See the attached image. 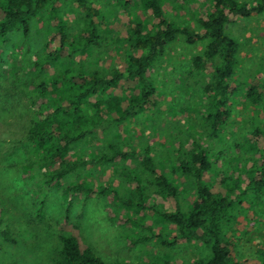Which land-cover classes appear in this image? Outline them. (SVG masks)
<instances>
[{
	"label": "rangeland",
	"instance_id": "obj_1",
	"mask_svg": "<svg viewBox=\"0 0 264 264\" xmlns=\"http://www.w3.org/2000/svg\"><path fill=\"white\" fill-rule=\"evenodd\" d=\"M88 1L100 12V47L87 48L81 57L75 55L70 63L64 61L67 57L65 49L43 72L35 71L31 62L59 44L56 19L42 13L32 20L28 36L12 33L9 42L0 49V225L8 226L14 238V242H7L0 236V264H52L51 259L59 247L58 232L74 233L83 246L90 247L105 262L137 264L146 255L189 263L208 250L195 241H180L173 246L155 243V250H149L146 244L132 243L131 239L121 235L125 227L119 219L126 220L129 215L140 216L145 209L125 208L117 199L113 202L112 195L103 197L92 193L83 199L81 194L70 197L62 194L64 185L80 180L95 186L114 185L120 197L129 198L136 185L135 171L129 170L136 169L135 162L117 159L93 166L86 164L58 184L47 186L43 184L40 168L34 162L36 155L30 151V146L26 147V143L18 142L26 130L25 121L30 114L33 91L23 82L48 80L56 70L53 66L60 68L67 64L73 69L100 67L104 72L112 67L122 69L128 53L124 37L130 23L140 21L150 27L155 21L141 0H127L125 5L117 0ZM207 4V0H162V9L169 20L199 29L196 18L204 14ZM58 5L64 34L68 40L80 39L83 35L82 10L70 0ZM225 26L226 33L240 44L234 76L236 81L231 84L238 89L230 97V115L218 137H208L201 124L198 111L205 106L200 87L203 78L188 75L191 58L201 53L203 42L179 39L166 47L150 69L156 88L154 103L119 125L106 120L102 125L109 126L97 134L95 140L79 142L68 158L90 159L93 154L109 153V142L113 140L115 143L116 139L119 145H114L121 148L138 151L148 147L156 168L179 186L178 202L185 208L194 198V192L183 177L177 176L175 182L171 180L173 165L177 164L174 151L179 144L183 149H192L194 141L206 147L213 166L212 173L206 174L205 179L212 183V189L224 192L232 186L237 189L235 193L240 192L232 213V222H235L233 259L236 262H255V249L264 238V186L256 188L254 182L250 185L248 182L251 174H255V180L262 179L261 175H264V107L261 109L246 100L245 86L239 82L246 80L264 84V13L248 18H230ZM115 92L119 94L120 89ZM253 126L261 128L263 133L260 142L252 144L249 149V143L243 144L242 137ZM222 178L225 179L224 188L221 187ZM154 196L147 194L146 199L157 207L173 208L171 197L163 200ZM35 201H43L45 217L42 220L32 218ZM68 201L71 202L70 212L68 218L63 219ZM145 219L147 216L143 220L140 218L143 222Z\"/></svg>",
	"mask_w": 264,
	"mask_h": 264
},
{
	"label": "trees",
	"instance_id": "obj_2",
	"mask_svg": "<svg viewBox=\"0 0 264 264\" xmlns=\"http://www.w3.org/2000/svg\"><path fill=\"white\" fill-rule=\"evenodd\" d=\"M63 1L65 0H0V49L9 42L12 33L28 36L32 20L42 13L56 19L55 27L60 32L59 44L31 62L35 71L43 72L65 49L67 57L64 61L70 63L75 55L81 57L87 48L100 47L102 37L98 29L99 10L88 0H70L83 12V35L78 40H68L63 32V21L58 9V4ZM117 2L125 5L127 0ZM207 2L204 14L196 18L199 29H194L169 20L162 9V0H141L142 6L150 10L155 21L150 27L140 21L130 23L124 37L128 49L124 68L112 67L104 72L100 67L73 69L67 64L60 68L53 66L56 73L48 80L23 82L25 87H30L33 91L29 104L30 114L25 121L26 130L18 142L26 143V147L30 146V151L36 155L34 162L40 168L43 184H58L78 167L86 164L93 166L117 159L135 162L136 169H129L131 172L135 171L133 175L136 176V185L129 198L120 197L114 185L95 186L80 180L64 185L62 194L66 197L81 194L83 199L92 193L103 197L112 195V201L117 199L125 208L145 209L140 216L129 215L126 220L120 218L119 223L124 224L125 229L121 235L125 239H131L132 243L146 244L149 250H155V243L173 246L180 241H195L208 250L205 255L189 263L145 255L137 264H264V238L255 249V262H236L233 259L231 252L235 244V222H232V213L240 192L235 193L237 189L232 186L224 189V192L212 189L213 185L206 181L205 175L212 173L213 162L208 156L207 148L195 141L192 149H183L179 144L174 151L177 164L173 165L171 180L174 181L177 176L183 177L194 192V198L185 208L178 202L179 186L156 168L148 147L138 151L129 147L121 148L114 145L118 144L115 137V143L113 140L109 142V153L93 154L90 159L68 158L79 142L95 140L97 134L109 126L102 125L106 120L110 119L111 124L119 125L154 103L156 88L149 74L150 69L161 58L166 47L179 39L203 42L201 53L191 58L188 75L194 74L196 79L199 76L203 78L200 80V87L205 106L198 111L201 124L208 137H218L230 115V97L238 89L231 84L236 81L234 76L240 44L226 33L225 24L230 18H248L264 13V0ZM48 44L46 42L47 46ZM124 83L127 85L124 86ZM239 84L245 86L246 100L262 109L264 84L248 83L246 80ZM118 88L120 93L115 94ZM262 133L261 128L253 126L242 137V143H249L250 149L252 144L260 142ZM250 177L249 185L254 182L256 188L264 186V175L259 180H255V174ZM224 181L222 178V188L225 186ZM147 194L163 200L171 197L174 206L157 207L146 199ZM70 203L68 201L66 204L63 219L68 218ZM43 207V201H35L32 218L42 220L45 217ZM145 216L147 219L143 222ZM0 236L4 241L14 242L10 228L6 225H0ZM57 237L59 247L51 259L52 264H133L128 261L105 262L90 247L83 246L74 233L58 232Z\"/></svg>",
	"mask_w": 264,
	"mask_h": 264
}]
</instances>
